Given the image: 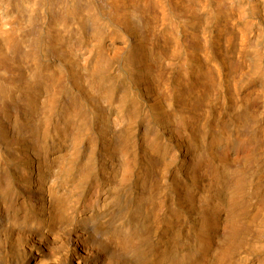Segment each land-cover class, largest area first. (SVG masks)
Listing matches in <instances>:
<instances>
[{
    "label": "bare ground",
    "instance_id": "1",
    "mask_svg": "<svg viewBox=\"0 0 264 264\" xmlns=\"http://www.w3.org/2000/svg\"><path fill=\"white\" fill-rule=\"evenodd\" d=\"M230 33L264 88V0H0V264H264V103L211 122L194 65Z\"/></svg>",
    "mask_w": 264,
    "mask_h": 264
},
{
    "label": "rangeland",
    "instance_id": "2",
    "mask_svg": "<svg viewBox=\"0 0 264 264\" xmlns=\"http://www.w3.org/2000/svg\"><path fill=\"white\" fill-rule=\"evenodd\" d=\"M230 36H231V39L230 41H228L227 44L224 42V39L222 36L220 35L216 37L214 36L215 44L213 45V48L210 49L209 55L206 58L199 55L196 61L194 62V65L196 68H202L208 65L217 66L219 68V76L221 80L219 84L220 90H219L217 98L214 100L215 103L213 101L211 104L212 109L210 108L209 110L211 122H213L217 116L225 117L226 119L229 118L231 114L234 112V107L242 105L243 102H245L248 99L256 98L259 101L264 103V88L254 83H252L253 85L249 84V85L244 86V84L247 82L246 80L243 83H240L236 79V77H234V75H231V74H234L232 72L233 68H231V66L232 65H236L237 67L241 66L244 59L238 47L235 33H230ZM229 70L232 73L229 72ZM230 75L232 77H230ZM175 81H176L175 76L172 75L170 82H175ZM143 95L146 96L145 97L146 100L149 98V95L145 91H143ZM160 105L163 106L162 111L168 112V117L171 116L170 113L173 114V110L171 109V107L166 106L165 103L163 104L160 103ZM163 128H164L163 133H164L165 138L166 139L169 138L171 142L175 141L176 135L174 134V132H170L167 125L163 126ZM136 138H141V135L138 134ZM22 154L24 156L18 161V165L28 170V172H30L31 174L33 181H35L37 178V174H38V167L45 165L46 161H44V159L46 156L38 150L37 152L34 151L32 153H28V155H25L24 153ZM107 187L108 186H106V188L104 189L105 192L109 191ZM84 191H85V195H84L83 201L79 204L80 209H85L86 206L84 205L85 204L87 205V202H89L92 196L94 197L97 194L103 192L100 184L97 182H91L88 186H86ZM130 192H128V194ZM14 198H15L13 202L14 210L18 209L21 212L23 211L22 210L23 207L20 206L22 202L30 203L33 207L37 206L40 203L37 186H33V185L30 190H28L27 192H20V194ZM105 225L106 224H104L102 228H104ZM241 263L242 264H250V263L260 264L258 263V258H252L247 255H245L244 258L242 257Z\"/></svg>",
    "mask_w": 264,
    "mask_h": 264
}]
</instances>
